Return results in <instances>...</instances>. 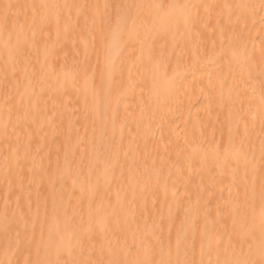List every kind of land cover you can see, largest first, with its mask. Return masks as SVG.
Here are the masks:
<instances>
[{"label":"bare ground","instance_id":"obj_1","mask_svg":"<svg viewBox=\"0 0 264 264\" xmlns=\"http://www.w3.org/2000/svg\"><path fill=\"white\" fill-rule=\"evenodd\" d=\"M0 264H264V0H0Z\"/></svg>","mask_w":264,"mask_h":264}]
</instances>
